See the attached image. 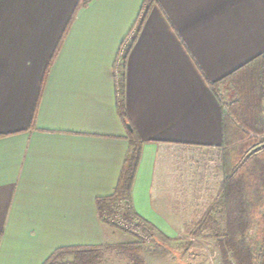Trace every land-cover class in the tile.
<instances>
[{
  "label": "crops",
  "instance_id": "crops-1",
  "mask_svg": "<svg viewBox=\"0 0 264 264\" xmlns=\"http://www.w3.org/2000/svg\"><path fill=\"white\" fill-rule=\"evenodd\" d=\"M0 0V264H43L57 249L103 245L97 201L142 140L132 209L156 229L221 212L217 83L264 53V0ZM213 226H226L214 224ZM166 232V231H165Z\"/></svg>",
  "mask_w": 264,
  "mask_h": 264
},
{
  "label": "trees",
  "instance_id": "trees-1",
  "mask_svg": "<svg viewBox=\"0 0 264 264\" xmlns=\"http://www.w3.org/2000/svg\"><path fill=\"white\" fill-rule=\"evenodd\" d=\"M89 0H80V5ZM154 0H143L142 14L136 22V32L151 8ZM229 82L236 93V100L225 111L222 104V136L227 145L223 157L224 180L221 184V200L226 219V233L219 242L225 264H252V253L246 240L248 229L256 219L261 223V237L263 247L260 263L264 264V150L253 153L241 163L247 148L252 145L259 134L264 133V117L261 102L264 99V53L254 57L244 65L238 67L217 83H210L215 93L221 82ZM127 131L130 150L126 156L125 165L112 195L97 201L99 215L113 213L115 203L125 202L123 218L134 222V227L151 231L154 227L132 209L130 205V188L140 157L142 140L133 128L126 112L121 105L118 108ZM250 134L252 136H250ZM119 228V226L110 224ZM124 232L128 230L121 227ZM106 245H73L55 250L43 264H94L101 250ZM230 253V255H228ZM71 255V260H63Z\"/></svg>",
  "mask_w": 264,
  "mask_h": 264
},
{
  "label": "rangeland",
  "instance_id": "rangeland-1",
  "mask_svg": "<svg viewBox=\"0 0 264 264\" xmlns=\"http://www.w3.org/2000/svg\"><path fill=\"white\" fill-rule=\"evenodd\" d=\"M225 111L236 100L237 96L233 86L228 83L220 94ZM264 117V99L261 102ZM250 136H252L250 134ZM253 144L244 153L238 164L253 153L264 150V133L253 135ZM222 202V200H220ZM225 217L221 212L212 213V218L202 222L204 226L141 230L139 227L110 228L109 241L95 260L94 264H225L219 242L222 241L226 226H213L225 224ZM256 223L248 229L246 240L252 253V264H259L263 247L261 237V223ZM166 231V232H165ZM230 255V253H228ZM230 261L236 264L232 256ZM71 255L63 260H71Z\"/></svg>",
  "mask_w": 264,
  "mask_h": 264
},
{
  "label": "built area",
  "instance_id": "built-area-1",
  "mask_svg": "<svg viewBox=\"0 0 264 264\" xmlns=\"http://www.w3.org/2000/svg\"><path fill=\"white\" fill-rule=\"evenodd\" d=\"M135 33H136V30L134 29L125 38V41L118 53L116 66L114 68V76L116 79V85L118 88L119 95H121L124 59H125L127 50L130 47L134 39ZM124 209H125V202L123 200H119L115 203L114 210H113L114 212L110 214L107 212L102 214L101 219L109 224H114L119 227H124L128 229L132 228L134 227V222H128L123 218Z\"/></svg>",
  "mask_w": 264,
  "mask_h": 264
}]
</instances>
